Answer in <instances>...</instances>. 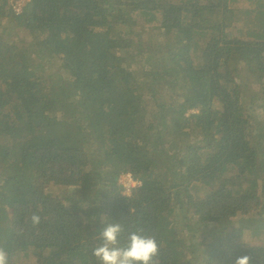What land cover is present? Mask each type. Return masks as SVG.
<instances>
[{"label": "trees", "instance_id": "trees-1", "mask_svg": "<svg viewBox=\"0 0 264 264\" xmlns=\"http://www.w3.org/2000/svg\"><path fill=\"white\" fill-rule=\"evenodd\" d=\"M14 1L0 0L8 264H100L101 217L121 246L155 237L156 264H264V0ZM249 213L248 244L216 228Z\"/></svg>", "mask_w": 264, "mask_h": 264}, {"label": "clouds", "instance_id": "clouds-1", "mask_svg": "<svg viewBox=\"0 0 264 264\" xmlns=\"http://www.w3.org/2000/svg\"><path fill=\"white\" fill-rule=\"evenodd\" d=\"M122 183L130 188L134 184L129 177H123ZM33 225H38L40 216L33 213ZM104 227L99 232V242L93 247L92 255L100 264H156L154 257L158 255L159 245L155 237L142 235L138 231L130 232L126 244L120 245L119 236L123 231L120 223H106L101 217ZM0 264H8V254L0 248ZM233 264H251L249 255L237 257Z\"/></svg>", "mask_w": 264, "mask_h": 264}, {"label": "rangeland", "instance_id": "rangeland-1", "mask_svg": "<svg viewBox=\"0 0 264 264\" xmlns=\"http://www.w3.org/2000/svg\"><path fill=\"white\" fill-rule=\"evenodd\" d=\"M12 2V1H11ZM246 2L243 3V6L245 5ZM14 4V10L16 13H21L22 12V8L25 4V0H16L13 2ZM166 45H167V49H172L173 45H174V42H170V39H167L166 41ZM39 66V64L36 66V68ZM240 78L242 80H247V82H250L252 81V78H251V74L249 73L248 70H244V71H241L240 72ZM194 111L190 112V113H193ZM58 127H60V123H58ZM163 134H165L164 132H161ZM162 139L164 140V138L162 137ZM189 218H192L190 215L188 216ZM258 218V215H253L251 213L247 214V215H242V214H238L237 217L235 218H232V219H227L225 221H216L217 223V226L216 228H219L221 226H225L227 225L232 233V237L234 241H239L237 238H241L240 235H236L237 233H240L245 241L244 243L245 244H248L250 242V239H249V232L250 230L249 229H246L247 225L249 224V221L250 220H255ZM240 223V224H239ZM242 226V227H241ZM235 235L237 238H235ZM260 245H263V244H260ZM29 256H27L26 258L22 259L21 261H18V259L16 260H12L14 262V264H34V263H31L30 262V259L31 258H34V254L32 252H28Z\"/></svg>", "mask_w": 264, "mask_h": 264}]
</instances>
